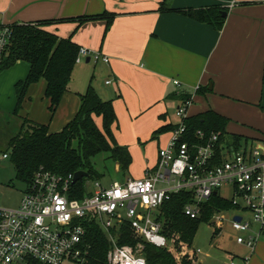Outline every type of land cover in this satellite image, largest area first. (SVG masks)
Returning <instances> with one entry per match:
<instances>
[{"label":"crops","instance_id":"0c3cea01","mask_svg":"<svg viewBox=\"0 0 264 264\" xmlns=\"http://www.w3.org/2000/svg\"><path fill=\"white\" fill-rule=\"evenodd\" d=\"M213 8L227 10L221 30L183 14L189 9ZM104 13L114 16L109 26L107 19L78 26L79 18ZM51 20L64 23L51 25L48 31L61 38L72 37L80 48L101 52L110 62L84 60L76 64L69 91L55 115L45 96L46 83L32 85L18 115L20 128L22 118H26L47 125L51 133L62 131L76 117L80 97L90 85L103 101L114 103L118 122L113 132L118 144L124 118L137 123L135 133L143 131L148 119L155 120L149 134L176 126L169 119L168 104L172 100L180 103L181 96L192 97L198 87L207 88L215 96L259 104L264 110V0H0V25ZM24 63L20 61L0 73V89L27 78L30 66ZM175 80L181 85L176 86ZM15 94L10 109L13 114L18 102ZM97 121L101 124L100 119ZM165 136L163 146L171 133ZM233 137L241 141L236 143ZM156 142L155 162L147 168L154 167L158 160L161 141ZM254 143L264 144V139L227 133L223 141L224 146L236 148ZM129 151L133 154V148ZM247 264H264V242Z\"/></svg>","mask_w":264,"mask_h":264},{"label":"built area","instance_id":"2783aa9c","mask_svg":"<svg viewBox=\"0 0 264 264\" xmlns=\"http://www.w3.org/2000/svg\"><path fill=\"white\" fill-rule=\"evenodd\" d=\"M11 38L9 25L0 27V69ZM87 59L95 64L110 62L101 52L80 48L76 63ZM174 84L181 85L178 80ZM180 104L176 114L181 122L158 151L156 167L147 168L143 178L109 186L95 181L94 189L86 184V196L78 199L70 197L77 184H73L75 174L60 176L43 167L36 171L20 206L0 207V264H87L91 245L86 223L97 224L107 236V264H148L144 243L165 249L169 242L161 208L172 195L190 192L193 201L185 206L184 214L198 219L203 206L213 196L221 197L220 190L226 187L232 197L221 198L233 208L215 211L211 221L218 230L231 223L238 232L236 243L251 254L242 259L247 264L264 242V144L224 146L220 133L208 136L202 130L194 140L187 126L192 97ZM232 212L228 218L226 214ZM125 223L139 240L135 246L118 243Z\"/></svg>","mask_w":264,"mask_h":264},{"label":"trees","instance_id":"16d2710c","mask_svg":"<svg viewBox=\"0 0 264 264\" xmlns=\"http://www.w3.org/2000/svg\"><path fill=\"white\" fill-rule=\"evenodd\" d=\"M165 8L162 7V10ZM227 10L224 8L189 9L183 14L200 23L213 26L221 30L224 26ZM113 14L104 13L97 16L79 18L78 26L91 20L107 19L111 24ZM69 21V20H65ZM64 21H41L34 24L9 25L12 38L0 73L13 67L18 62H26L30 71L25 80L16 84L18 102L14 115L18 116L26 99L29 88L41 81L46 83L45 96L49 100V110L56 114L62 99L69 91V83L76 67V60L80 46L72 37L61 38L48 31L51 25H58ZM107 26V27H108ZM198 93L208 92L207 88H199ZM191 97H180L186 101ZM80 108L74 118L62 131L51 133L47 125L32 122L26 118L17 135L8 142L10 161L15 167L16 179L26 186L31 183L36 171L41 167L60 176H68L78 171L89 173V177H98L94 170L92 159L103 153H110L111 159L120 166L126 174L133 162V157L127 147L120 146L114 136L113 128L118 122L113 101H103L95 88L90 85L85 94L80 97ZM100 119L101 124L97 121ZM229 119L215 111L192 116L187 119V126L194 140L196 132L204 131L220 133V143L226 137V126ZM175 126L162 127L154 135L171 133ZM239 143L240 138L233 137ZM160 150V148H159ZM102 177V176H101ZM100 179V178H99ZM86 196V179L78 182L71 191L70 197L82 199ZM190 192H180L172 195L161 208V220L164 223V234L174 247L179 257L169 249H158L144 243L145 257L148 264H195L197 257L192 248L194 239L203 223H209L217 210L233 208L229 200L213 196L203 206L198 219H191L184 214L185 206L192 203ZM88 242L91 245L87 264H107V254L110 244L103 230L95 223H86ZM220 231L215 229V234ZM139 240L135 239L127 223L120 229L119 245L135 246ZM37 264V263H32Z\"/></svg>","mask_w":264,"mask_h":264},{"label":"rangeland","instance_id":"374dc122","mask_svg":"<svg viewBox=\"0 0 264 264\" xmlns=\"http://www.w3.org/2000/svg\"><path fill=\"white\" fill-rule=\"evenodd\" d=\"M5 25H0L4 27ZM24 64L27 65L25 62ZM16 70V69H15ZM13 72V71H12ZM11 72V73H12ZM10 73V74H11ZM22 74V73H21ZM23 79V78H21ZM13 82H9L4 88L0 89V207L1 208H17L21 204L23 193L26 185L16 179L15 167L9 158L3 157L4 153H8L9 140L17 135L20 131L22 121L18 116L10 111L12 102L15 97L18 98V92ZM182 106L178 101L172 100L168 104V116L173 125H179L181 119L177 116L178 107ZM259 104L251 102H237L231 98L215 96L210 92L192 93V105L188 112L189 116H196L209 110L220 112L228 119L226 132L230 135L235 134L244 138L264 139V110ZM143 123V131L141 133L134 132L137 123H133L128 118L120 121L119 145L133 148V162L126 174L122 173L118 164L111 159L110 153H103L94 157L91 161L94 170L98 173V177H87L86 184L90 190L94 189V182L99 181L103 186H109L116 181H122L131 178H140L143 176L147 165H152L157 156V140L160 139L161 147L166 140L165 134L154 135L149 134L154 126L150 127L155 120H147ZM138 122V121H137ZM133 127V129H131ZM150 127V128H149ZM149 128V129H148ZM118 139V138H117ZM132 153V152H131ZM158 162V160H157ZM156 162V165H157ZM156 165L152 168H155ZM102 176V177H101ZM100 178V179H99ZM220 196L231 198V189L223 188L220 190ZM234 213H227V217L231 218ZM215 225L211 221L203 223L194 239L192 248L196 251L197 257L195 264H231L234 257L235 264H243L242 259L248 254V251L236 243L238 232L231 227V223L227 221L219 234H215ZM172 254L179 257L174 247L170 246L167 241V247ZM69 264V263H65Z\"/></svg>","mask_w":264,"mask_h":264},{"label":"water","instance_id":"95a60500","mask_svg":"<svg viewBox=\"0 0 264 264\" xmlns=\"http://www.w3.org/2000/svg\"><path fill=\"white\" fill-rule=\"evenodd\" d=\"M224 17H227V14H224ZM90 62V59H87V63ZM209 90H212V85L209 87ZM89 177V173L88 172H84V171H78L75 173L74 175V180H73V184H76L78 182L83 181L85 178ZM217 193L215 192V195ZM235 221L240 222L241 221V217H235Z\"/></svg>","mask_w":264,"mask_h":264}]
</instances>
